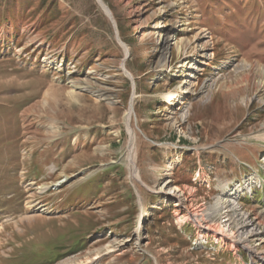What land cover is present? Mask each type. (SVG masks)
<instances>
[{
	"label": "rangeland",
	"instance_id": "1",
	"mask_svg": "<svg viewBox=\"0 0 264 264\" xmlns=\"http://www.w3.org/2000/svg\"><path fill=\"white\" fill-rule=\"evenodd\" d=\"M103 1L0 0V264H260L264 0Z\"/></svg>",
	"mask_w": 264,
	"mask_h": 264
},
{
	"label": "bare ground",
	"instance_id": "2",
	"mask_svg": "<svg viewBox=\"0 0 264 264\" xmlns=\"http://www.w3.org/2000/svg\"><path fill=\"white\" fill-rule=\"evenodd\" d=\"M99 2H100V6H102L104 8H105V6H107L103 0H99ZM110 14L113 15L112 12H110ZM188 76L189 77L193 76V74L190 73ZM261 80H262V85H264V77H262ZM187 84H188V81H187ZM188 93H189V91H187L186 89H183L180 97L185 99V97H187ZM175 96H177V93L174 89L169 88L168 90L165 91L164 97H165V101L167 103L174 102ZM134 104L135 103H133L129 113L126 115L127 125H128L129 129L132 128L131 116H132V114L135 113V105ZM130 135H131V139H132L131 141H133V144H134L136 134L134 132H131ZM178 159H181V156ZM128 160H129V167H130L131 173L134 176L136 170L133 169L134 168V159H133V155H132L130 150H129ZM176 190L182 191V189L180 187H176ZM230 195L226 194L225 196H221L220 200L215 204V207L213 208L214 210L224 209V208H230L229 209L230 211L234 210V215L230 218L229 225L228 224L227 225L231 228L232 223L236 224V229H237L236 235L238 237L234 236L233 233H231V232H228L229 235H226V236H228L230 238V240L233 242V245H236L237 249L244 247V248H248L250 250L251 254L256 253V256L258 257L260 264H264V250L258 251V249H257L259 245L264 244V217H263L264 215L261 213L249 214L246 212H242L235 205V203L233 201L234 198H231ZM204 217H205V214H203V218ZM222 227H224V226H219L217 228V230L224 231V228H222ZM229 227L226 229V231H229L228 230ZM252 241H257L259 243H257L254 246V245H252Z\"/></svg>",
	"mask_w": 264,
	"mask_h": 264
},
{
	"label": "water",
	"instance_id": "3",
	"mask_svg": "<svg viewBox=\"0 0 264 264\" xmlns=\"http://www.w3.org/2000/svg\"><path fill=\"white\" fill-rule=\"evenodd\" d=\"M97 1H98V3L100 4L99 0H97ZM101 7H102V6H101ZM102 8H103V10L105 11V13L110 17V19L113 21V23H115V22H114L113 15L110 14L111 10L109 9V7H108V6H105V8H104V7H102ZM115 28L117 29L116 26H115Z\"/></svg>",
	"mask_w": 264,
	"mask_h": 264
}]
</instances>
